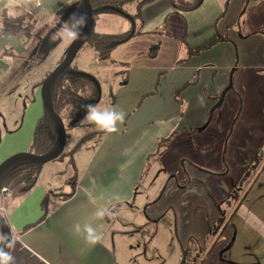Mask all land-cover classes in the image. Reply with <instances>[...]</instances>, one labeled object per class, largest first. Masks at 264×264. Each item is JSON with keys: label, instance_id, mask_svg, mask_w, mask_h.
<instances>
[{"label": "crops", "instance_id": "obj_1", "mask_svg": "<svg viewBox=\"0 0 264 264\" xmlns=\"http://www.w3.org/2000/svg\"><path fill=\"white\" fill-rule=\"evenodd\" d=\"M227 2L201 0L194 8L180 9L169 0H148L140 6V21L137 19L134 24L137 29L121 22L115 31H102H134L111 49L107 59L97 60L93 53L91 60L92 74L101 89L100 109H122L125 120L118 123L117 132L103 131L93 149L82 148L80 159L75 162L74 189L68 197L60 199L56 195L58 190L69 189L66 181L65 191L55 181H42V166L34 185L5 187L7 194L0 196V204L11 231L13 247L8 251L15 257V264H116L113 243L117 244L123 234L128 237L129 230L122 228L133 223L110 229L109 221L115 217L128 220L126 213L137 220L135 224L163 223L164 244L171 246L169 256L176 263L180 250L194 245L189 242L193 237L201 251L190 264H264V139L251 143L249 153L256 158L249 169H242L239 182L237 151L228 154L233 150L234 123L239 112H216L222 103H226L225 109L237 104L239 111L245 107L247 112L239 120L240 133L244 134L245 127L251 125L250 135L261 136L264 127L252 125L257 122L253 116L258 111L255 104L264 103L260 90L264 84V41L255 38L254 49L248 55L237 48L238 42L252 41L247 33L228 35L227 24L223 33L219 32V19L216 25L214 20ZM205 3L207 11L203 9ZM72 4L74 0H0V11L24 6L35 15V27L38 20L57 18ZM259 5L260 10L250 16L245 14L248 26L264 18V0ZM137 7L135 3L134 10ZM17 39L0 35V73L5 66L2 57L7 53L13 55V48H19ZM68 43L67 40L65 48ZM153 46L155 49H150ZM199 46L207 47L188 54L190 48ZM47 69L28 84L26 94H20L24 104L20 105L17 118L6 126L14 130L6 131L4 124H0V161L26 150L42 110L39 85L31 91V84L40 81ZM100 74L105 78L100 79ZM193 76L195 82L183 86ZM224 87L222 102L213 108ZM108 88L114 95L110 104L104 102ZM201 95L203 106L198 102ZM172 132L166 143L159 142ZM160 165L166 169L163 189L151 194L150 169L153 167L155 174L160 172ZM222 172L229 174L230 186L237 183L242 195L233 210L229 208V212L224 210L217 212L216 218L213 216L214 224L219 218L222 221L210 242L206 235L211 228L204 215L208 209H215L213 198L225 196L220 185V189L216 186L217 175ZM203 182L212 198L205 194ZM47 190L46 213L40 218V203ZM204 195L208 197L207 203L201 199ZM137 203L144 211L142 216L139 208L133 209ZM100 208H108L113 215L97 218L95 213ZM77 223H90L101 239L95 244L86 242L83 234L74 232ZM151 237L158 244L162 242L154 235Z\"/></svg>", "mask_w": 264, "mask_h": 264}, {"label": "rangeland", "instance_id": "obj_2", "mask_svg": "<svg viewBox=\"0 0 264 264\" xmlns=\"http://www.w3.org/2000/svg\"><path fill=\"white\" fill-rule=\"evenodd\" d=\"M193 1V0H191ZM260 0H228L226 7L220 8L221 12L216 15L214 24L216 25L218 21L219 32L223 33L225 24L229 25L227 29V34L231 35L232 32L238 36L240 33L243 35L245 33L246 36H250L252 41H247L246 44H237V48L241 53L251 54L254 49L253 40L255 38H261L264 41V18L260 22H256V24H250L245 19V14H249V16L260 10L261 6L259 5ZM134 2H128L122 6V10H120L119 15L117 13L111 12H100L95 19H93L94 25L93 28L100 30V31H115L119 29V24L123 22L124 26H131L132 30L137 29L135 27L136 18L133 17L134 10ZM259 5V7H258ZM68 10H65L59 17L61 20H67L69 16L75 12L74 4L68 7ZM67 9V8H65ZM204 11H207L206 3L203 6ZM218 9H216L217 11ZM218 13V12H217ZM45 17V16H44ZM126 17V18H125ZM220 23H223L220 26ZM256 25V26H255ZM59 24L57 23V18H43V20H38L36 25L31 32V36H29L24 43L21 42L20 39L19 48H13V55L10 53L5 54L2 57V60L5 62V66L0 73V124H6V126L11 125L12 121L17 118V111L20 108V105L24 104L23 99H21L20 94H26L28 84L33 81L37 80L41 77L42 72L44 69L52 68L55 65V59L65 54L67 51L65 48V44L67 40L65 39H53V33L57 31ZM23 41V39H22ZM238 41V40H237ZM233 46V45H232ZM92 56L93 50L85 43H82L78 50L76 51L72 61L77 64L81 69L93 72L92 67ZM105 77L103 74H100V79H104ZM261 92L264 93V84H261ZM24 98V95H22ZM99 108L101 106V101L99 100L96 104ZM226 103H222L220 107L216 110L217 113L224 110L229 115H235L239 112L237 119L235 120L234 125V143H233V150L231 149L228 154H234L237 151V157L235 161V166L238 169V177L237 180L240 182L242 180V169L246 168L249 169L250 164L256 158L255 155H251L249 153L251 143L252 142H260L264 139V130L261 132V136H257L254 138L250 135L249 129L251 125H247L245 127V133H240V116L244 112L245 107L239 111V105L228 106L225 109ZM260 107V108H259ZM255 108L257 113L253 114L256 117L257 122L254 121L252 126H259L261 125L264 127V103L260 106V102L255 104ZM85 116V114H84ZM83 116V118H84ZM247 117L250 119L251 114H248ZM3 120V121H2ZM251 120V119H250ZM253 120V119H252ZM214 122V120L212 121ZM209 128H212L210 125ZM70 138L67 140V143H71L80 133L79 129L72 130ZM83 149L81 148L74 154L75 162L77 163L80 159L81 153ZM226 153V157L228 156ZM228 162H231V157L228 156ZM155 163V162H154ZM153 163V165H154ZM160 172H156L153 174V170L151 167L150 169V192L151 194L161 193L162 189V178L163 174L165 173L166 169L164 166L160 165ZM49 168V169H48ZM72 167L65 162V160H50L46 163H43L41 172H45L42 174L41 179L55 181L56 185H61V190H66L67 185L65 183L66 177L72 174ZM207 171V170H205ZM40 172V174H41ZM39 174V175H40ZM161 174V175H160ZM160 176V177H159ZM59 185V186H60ZM222 188V190L219 188ZM57 186V187H59ZM204 188V192L206 195L212 198L211 191L206 185L205 182L202 183ZM216 186L220 189L222 196L225 195L223 198L217 197L218 200H215V209H208L207 213L204 215V218L207 220L208 227L212 229L214 225V220L216 218L217 212H224L233 210L234 205L236 204L239 196L242 194L238 191L237 183L233 186H230L229 181V174L222 172L217 175V182ZM237 187V188H236ZM236 188V189H235ZM235 189V190H233ZM160 190V192H159ZM141 196V195H140ZM192 196V194H189ZM201 199L204 200V203L208 202V197L203 196ZM138 203L134 204L133 209H138L140 211V216L143 215L144 211L141 209ZM146 212L148 207L145 209ZM143 211V212H142ZM215 215L214 220H212L213 216ZM128 217V220L119 221L116 219H110L111 222L110 229L118 228V224L126 225L129 224L130 221L133 225H129L123 227L122 229L129 230V236L126 237L121 236L118 239V243H113V252L115 255L116 264H177L169 256V250L171 246L169 244H164V236H165V229L163 227V223L154 224V223H138L136 219L131 218L129 213H126L124 217ZM132 229V231H131ZM208 232H212V230ZM207 232V233H208ZM217 234V232H216ZM152 235L156 236L157 239H160L162 242L158 244L154 242L156 240L152 239ZM107 238V235L104 236ZM107 240V239H106ZM182 248L179 252V259L182 253ZM193 264V263H192ZM239 264V263H235Z\"/></svg>", "mask_w": 264, "mask_h": 264}, {"label": "trees", "instance_id": "obj_3", "mask_svg": "<svg viewBox=\"0 0 264 264\" xmlns=\"http://www.w3.org/2000/svg\"><path fill=\"white\" fill-rule=\"evenodd\" d=\"M92 11L93 19L100 12L120 13L122 6L128 2L134 1L138 7L133 13V17L140 21V6L148 0H88ZM201 0H169V2L180 9H191L196 7ZM226 3V2H225ZM75 12L84 13V6L81 0H74ZM35 15L27 8L21 5L13 6L8 9H2L0 11V35L3 36H16L21 42L31 36V32L34 29ZM134 31L127 29L119 32H102L95 30L92 26L83 43L87 44L94 53V57L97 60H104L109 57L111 49L125 41ZM23 39V41H22ZM217 39V38H215ZM71 42L68 43L66 50ZM210 44H207V46ZM207 46H199L190 48L188 50L189 55L198 53L201 49ZM150 49H155V46ZM58 57L59 62L62 57ZM56 62V63H57ZM50 69L45 70L43 77L49 72ZM42 80V79H41ZM40 81L33 82L31 84V91H33ZM195 82L194 76L183 86L193 84ZM47 94L52 109L61 118L65 129V143L60 153L53 158V160H65L72 167V174L66 177V182L69 185V189L66 192L58 190L56 195H59L60 199L68 197L75 185L77 177V170L74 161V153L81 149H93L104 130L99 126L86 122L83 116L86 112L85 102L87 100H94L91 105H96L101 100V89L97 78L90 72L84 71L72 60L63 69L58 71L47 83ZM32 97V96H30ZM105 97V103L110 104L114 99L113 92L108 88ZM6 131H13V129L6 128ZM17 126H15L16 128ZM79 129V135L71 142L67 143L70 138L72 130ZM173 133L167 136H163L159 139V142L166 143ZM58 142V131L53 118L42 106L40 115L37 117L34 126L32 128L29 143L26 151L33 154H42L52 150ZM43 162H38L33 159H20L9 164L0 173V188L7 187L14 189L19 185L30 187L35 184L37 175L41 169ZM49 191L45 192V196L41 200V208L43 213L40 218L46 213L45 205L48 201ZM1 196V195H0ZM1 198V197H0ZM222 221L219 218V224ZM217 223V224H218ZM217 224L211 229L212 232L216 231ZM206 239L211 242L212 233L208 232ZM189 242H193L194 245L188 244L183 247L186 249L185 260L183 264H190V261H195L200 254L201 249L196 245V240L193 237L189 238ZM6 251L9 248L5 249Z\"/></svg>", "mask_w": 264, "mask_h": 264}, {"label": "clouds", "instance_id": "obj_4", "mask_svg": "<svg viewBox=\"0 0 264 264\" xmlns=\"http://www.w3.org/2000/svg\"><path fill=\"white\" fill-rule=\"evenodd\" d=\"M88 15L86 13L74 12L67 20H61L57 17V23L59 27L55 33H53V39H65L69 42H75L81 39L82 29L87 25ZM198 102L203 106V95L198 97ZM86 112L84 121L93 123L99 126L102 130L108 133H114L118 131V123H123L126 117V113L120 109L113 107L104 108L101 110L97 105H86ZM118 199V197H117ZM111 216L113 213L108 208H100L96 211L95 216L97 218H103L104 216ZM75 234H83L86 242L95 244L101 239V235L90 224L85 223L81 226L79 223L74 225ZM0 264H15V257L10 251H6V248L13 247V241L9 235L0 231Z\"/></svg>", "mask_w": 264, "mask_h": 264}, {"label": "water", "instance_id": "obj_5", "mask_svg": "<svg viewBox=\"0 0 264 264\" xmlns=\"http://www.w3.org/2000/svg\"><path fill=\"white\" fill-rule=\"evenodd\" d=\"M81 1L83 3V6H84V13H86L89 17L87 25L82 29L81 39H79L75 42H71V44L69 45V47H68L67 51L65 52L64 56L62 57V59L59 62H57L49 70V72L42 78V80L39 84V96L41 99V103H42V106L46 109V111L50 114V116L53 118V120L55 122L57 131H58V142L52 150H50L46 153L33 154L31 152L23 150V151L15 152V153H12V154L6 156L4 159H2L0 161V173L9 164H11L14 161L20 160V159L28 158V159L36 160L38 162H45V161L51 160L60 153V151L62 150V148L64 146V143H65L64 125H63L61 118L57 115V113L51 107V104H50V101L48 98V94H47V83H48V81H50V79L58 71L63 69L67 64H69L71 62L76 51L78 50L80 45L84 42L86 35L88 34L90 29L92 28L93 11H92L91 5H90L88 0H81ZM225 91H226V87L221 89L220 94H219L216 102L212 106L213 108L222 102ZM94 102H95L94 100H87L85 102V104H93ZM0 229L4 234L9 235L10 238L12 237L9 225H8V223L4 217V214H2L1 212H0ZM0 246H2V245H0ZM185 254H186V249H183L181 256H180V259H179L177 264H183L184 263Z\"/></svg>", "mask_w": 264, "mask_h": 264}, {"label": "built area", "instance_id": "obj_6", "mask_svg": "<svg viewBox=\"0 0 264 264\" xmlns=\"http://www.w3.org/2000/svg\"><path fill=\"white\" fill-rule=\"evenodd\" d=\"M6 194H7L6 188L5 187H1L0 188V195H1V197L4 196V195H6ZM3 211H4V207H3L2 204H0V212L1 213H4Z\"/></svg>", "mask_w": 264, "mask_h": 264}, {"label": "flooded vegetation", "instance_id": "obj_7", "mask_svg": "<svg viewBox=\"0 0 264 264\" xmlns=\"http://www.w3.org/2000/svg\"><path fill=\"white\" fill-rule=\"evenodd\" d=\"M263 155H264V150H263ZM240 185V184H239ZM240 187V186H239ZM239 190V189H238ZM219 222V219L217 220V222H216V224ZM215 225V224H214ZM220 226V224L218 223L217 224V227H219ZM217 230V229H216ZM185 249V248H184Z\"/></svg>", "mask_w": 264, "mask_h": 264}]
</instances>
